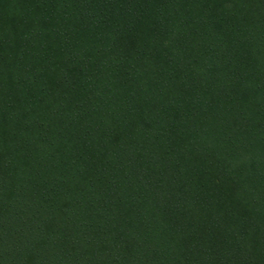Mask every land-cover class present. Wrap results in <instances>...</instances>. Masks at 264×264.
Wrapping results in <instances>:
<instances>
[{
    "label": "trees",
    "instance_id": "16d2710c",
    "mask_svg": "<svg viewBox=\"0 0 264 264\" xmlns=\"http://www.w3.org/2000/svg\"><path fill=\"white\" fill-rule=\"evenodd\" d=\"M0 264H264V0H0Z\"/></svg>",
    "mask_w": 264,
    "mask_h": 264
}]
</instances>
